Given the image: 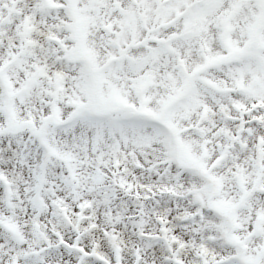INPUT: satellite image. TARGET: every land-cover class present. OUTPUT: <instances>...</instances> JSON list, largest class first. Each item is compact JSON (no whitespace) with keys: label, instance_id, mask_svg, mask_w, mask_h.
I'll return each instance as SVG.
<instances>
[{"label":"snow or ice","instance_id":"6c2138e0","mask_svg":"<svg viewBox=\"0 0 264 264\" xmlns=\"http://www.w3.org/2000/svg\"><path fill=\"white\" fill-rule=\"evenodd\" d=\"M0 264H264V0H0Z\"/></svg>","mask_w":264,"mask_h":264}]
</instances>
